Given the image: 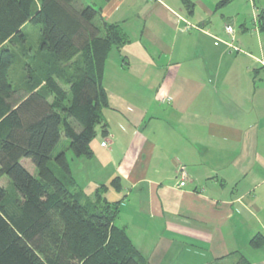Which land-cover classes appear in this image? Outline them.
Wrapping results in <instances>:
<instances>
[{"label":"crops","instance_id":"1","mask_svg":"<svg viewBox=\"0 0 264 264\" xmlns=\"http://www.w3.org/2000/svg\"><path fill=\"white\" fill-rule=\"evenodd\" d=\"M191 1L188 14L180 0H75L118 24L129 42L107 56L105 127H96L92 157L72 160L70 172L89 199L106 186L102 197L118 205L115 225L146 264H264V244L249 243L264 237L258 10L254 31L233 32L229 47L223 27L240 13L217 14L220 29L212 20L231 0ZM239 26L248 31L244 20ZM180 166L187 181L177 187Z\"/></svg>","mask_w":264,"mask_h":264},{"label":"trees","instance_id":"2","mask_svg":"<svg viewBox=\"0 0 264 264\" xmlns=\"http://www.w3.org/2000/svg\"><path fill=\"white\" fill-rule=\"evenodd\" d=\"M180 2L193 12L191 0ZM74 3L0 0V178L9 183L0 185V264H146L126 230L115 225L118 205L102 197L106 186L89 199L77 189L66 151L52 157L61 136L75 158L92 157L90 142L96 127H105L108 106L105 62L111 49L129 42L118 24ZM27 22L40 26V42L13 87L15 56L3 45L13 38L23 42ZM256 24L264 33V6ZM51 159L59 175L49 167ZM249 243L259 248L264 237L257 234ZM236 264L251 263L241 257Z\"/></svg>","mask_w":264,"mask_h":264},{"label":"rangeland","instance_id":"3","mask_svg":"<svg viewBox=\"0 0 264 264\" xmlns=\"http://www.w3.org/2000/svg\"><path fill=\"white\" fill-rule=\"evenodd\" d=\"M264 0H231L230 3L228 4H222L219 9H217V13L216 15L213 17L214 21L212 20V23H217V26H214L217 29L221 28V20L218 17V15L220 13H224L225 15H230L231 13H240L237 14V16L240 18V22L234 24L232 22V24H230L233 27L234 30V36H238L239 34L242 33H248V32H252L254 31V27H256L255 24V20H254V16H252L251 14H253V11L255 10H259L261 8V6L263 5ZM249 6V8H248ZM250 9V10H249ZM218 14V15H217ZM246 22V26L248 28V31L246 32H241L240 31V23H242V21ZM223 25V24H222ZM224 28V27H223ZM22 33L24 34V41L21 42L19 39H12L11 41L6 42L3 46L9 48L15 56L14 59V63L13 65L10 67L9 69V79L13 85V87H18L21 82L22 79L26 73L25 67H24V63H27L29 58L35 53V51L38 48L39 42H40V26L37 24H32L30 22L25 23L22 27H21ZM261 37L263 38V44H264V33L261 32ZM245 49V48H243ZM68 144H69V140L68 138H66L65 136H61V139L59 141V144L57 145V147L55 148V150L52 152V157L54 155H56L57 153L61 152V151H66V156L67 159L69 161V164H72V160L76 161L77 159L72 155L71 151L68 149ZM84 158V157H82ZM20 162L22 163V165L31 173H33L34 175H36V170L34 165L32 164V162L28 159V158H22L20 160ZM49 167L54 171V173L56 175H59L58 172L59 169L55 166L53 159H51L49 161ZM0 185L2 186H8V179L3 176L0 178ZM82 187H80L82 190L86 191V189H84V185L80 184ZM78 189V188H77ZM241 252L237 254H245L246 250L241 249ZM248 255V254H247ZM195 260H192V262ZM233 260L231 257H228L226 259V261L224 263H220V264H232ZM191 263V262H188ZM183 264V263H182ZM205 264H214L213 261L212 262H208Z\"/></svg>","mask_w":264,"mask_h":264},{"label":"built area","instance_id":"4","mask_svg":"<svg viewBox=\"0 0 264 264\" xmlns=\"http://www.w3.org/2000/svg\"><path fill=\"white\" fill-rule=\"evenodd\" d=\"M224 30L228 35L231 36V41L228 43V46L231 47V45H232L231 43L233 41V32H234L233 27L230 24H226L224 26ZM235 49L239 50L238 47H235ZM101 145H103V146L106 145V142L103 141L101 143ZM175 178H176V186L177 187H182L185 185V183L187 181V172L183 166H180L177 168L176 173H175Z\"/></svg>","mask_w":264,"mask_h":264}]
</instances>
